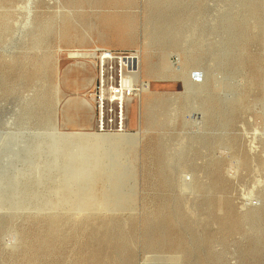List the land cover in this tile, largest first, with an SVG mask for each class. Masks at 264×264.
Returning a JSON list of instances; mask_svg holds the SVG:
<instances>
[{
	"label": "rangeland",
	"instance_id": "374dc122",
	"mask_svg": "<svg viewBox=\"0 0 264 264\" xmlns=\"http://www.w3.org/2000/svg\"><path fill=\"white\" fill-rule=\"evenodd\" d=\"M64 1L0 0V264H264V0ZM96 45L150 83L123 132Z\"/></svg>",
	"mask_w": 264,
	"mask_h": 264
},
{
	"label": "built area",
	"instance_id": "2783aa9c",
	"mask_svg": "<svg viewBox=\"0 0 264 264\" xmlns=\"http://www.w3.org/2000/svg\"><path fill=\"white\" fill-rule=\"evenodd\" d=\"M88 59H94L97 79L90 97L94 98L98 112V131L123 132L126 128L129 106L139 99L149 82L138 80L141 70L140 53L97 49Z\"/></svg>",
	"mask_w": 264,
	"mask_h": 264
},
{
	"label": "crops",
	"instance_id": "0c3cea01",
	"mask_svg": "<svg viewBox=\"0 0 264 264\" xmlns=\"http://www.w3.org/2000/svg\"><path fill=\"white\" fill-rule=\"evenodd\" d=\"M64 2H65V5L71 10V12H73V10L71 8V4L72 3L69 0H66ZM70 41H71V44H70L71 47H78V48H84L82 46H84L86 44H90V43L96 44L95 39L91 35H88V33H87V35H82V36L81 35L80 36L77 35L75 38L70 39ZM95 47H102V46L96 45ZM102 48L111 49L109 46L102 47ZM142 50L145 52L147 50V48L144 47V49H142ZM88 63H91V62H88ZM88 63H84L81 66H77V71L80 74L81 73L84 74L85 72H88V70L90 69ZM92 65L94 66L96 64L93 63ZM94 82H95V79L94 78L90 80V84L91 85H93ZM84 101L87 103V105L85 107H83V108H88L90 111L94 112V104H93V101L91 99H88L87 100L86 98H83V102ZM62 102H63V100H62ZM66 103L69 104V103H78V102L76 101V98L75 99L74 98H68L66 100ZM76 110H79V109H76ZM72 112L73 111L71 109H64V111L62 112V115H63L64 119L65 118L66 119L68 118V121L73 122V119H72L73 116H71L72 115ZM92 118H93V115H91V119H90L91 121H92Z\"/></svg>",
	"mask_w": 264,
	"mask_h": 264
},
{
	"label": "bare ground",
	"instance_id": "6f19581e",
	"mask_svg": "<svg viewBox=\"0 0 264 264\" xmlns=\"http://www.w3.org/2000/svg\"><path fill=\"white\" fill-rule=\"evenodd\" d=\"M35 2V0H28V3H27V9H28V21L30 20V17H33L32 16V6H33V9H34V5H33V3ZM62 2V1H61ZM44 3H45V1H44ZM47 4V3H46ZM13 5H15V4H13ZM12 5V6H13ZM36 5V4H35ZM63 6V5H62ZM35 9H36V7H35ZM35 11V10H34ZM40 17V16H39ZM24 28V27H23ZM37 28H39V27H37ZM151 43V42H150ZM71 57H78V58H80V57H88L89 55H90V53H86V52H80V51H75V52H72L71 54ZM149 55V54H148ZM147 56V55H146ZM147 58V57H146ZM148 59V58H147ZM148 64V63H147ZM138 80H140V79H138ZM141 81H144V80H141ZM150 85V84H149ZM149 88H150V86H149ZM149 88H146L145 90H144V92H146V91H148L149 90ZM143 92V93H144ZM93 102H94V98H90ZM146 99V98H145ZM255 147V146H254ZM255 148H258V147H255ZM253 149V148H252ZM256 150V149H255ZM257 152V151H256ZM255 156H257V155H255ZM250 162V161H249ZM255 190V189H254ZM253 190V191H254ZM255 192V191H254ZM230 211V210H229ZM169 220V219H168ZM224 221V220H223ZM171 229H173V228H171ZM186 232V231H185ZM169 233V232H168ZM171 234H172V232H170ZM115 234V233H114ZM145 234V233H144ZM118 236V235H117ZM188 236V235H187ZM112 237V236H111ZM105 238V237H104ZM146 240V239H145ZM153 242V241H152ZM150 245V244H149ZM151 246V245H150ZM132 251V250H131ZM153 251V250H152ZM94 254V253H93ZM93 254L91 255V256H93ZM131 254V253H130ZM95 256V255H94ZM131 256V255H130ZM94 258V257H93ZM131 258V257H130ZM97 259V258H96ZM184 259V258H183ZM87 261H89V260H87ZM92 261H93V259H92ZM96 262V261H95ZM94 263V262H93ZM97 263H99V262H97ZM96 263V264H97ZM92 264V263H91Z\"/></svg>",
	"mask_w": 264,
	"mask_h": 264
}]
</instances>
